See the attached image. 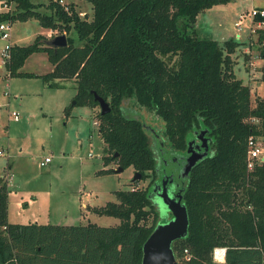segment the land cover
Segmentation results:
<instances>
[{"label":"trees","instance_id":"trees-1","mask_svg":"<svg viewBox=\"0 0 264 264\" xmlns=\"http://www.w3.org/2000/svg\"><path fill=\"white\" fill-rule=\"evenodd\" d=\"M2 1L13 8L0 12V21L37 19L67 33L66 46L48 44L42 33L30 43L11 44L6 66L11 75L40 76L50 86L74 79L77 104L95 108V93L109 101L112 109L97 114L110 151L106 163L133 166L144 178L156 173L150 113L164 124L175 149L186 148L190 131H209L213 152L192 167L184 189L189 227L173 241L179 262L264 264V161L249 171L246 158L249 136L264 137V97L253 105L250 85L236 75L239 40L222 42L197 32L198 15L229 0H88V17L58 0ZM40 51L48 54L52 70H19ZM136 184L97 208L119 217L116 225L21 223L7 220L9 188L1 174L0 264H142L160 212L148 186ZM216 246L227 247L224 261L214 260Z\"/></svg>","mask_w":264,"mask_h":264},{"label":"rangeland","instance_id":"rangeland-1","mask_svg":"<svg viewBox=\"0 0 264 264\" xmlns=\"http://www.w3.org/2000/svg\"><path fill=\"white\" fill-rule=\"evenodd\" d=\"M69 3L75 4L82 15L91 16L93 13L92 3L88 0H65L64 4ZM258 5H264V0H229L201 12L197 20L200 36L213 37L222 42L234 37L241 42L233 53L235 71L250 85L253 105L257 103L256 97H264V41L260 42V38L264 37V22L259 25L256 18L246 16L242 28H239L236 21ZM12 8V3L4 6L0 1V12ZM253 28L256 30L253 31ZM39 31L46 32L47 38L59 34V30L47 28L39 20L15 22L8 29L9 38L0 37V51L6 42L21 36V43L32 42ZM70 34L77 36L74 29ZM47 56L45 52L31 54L19 70L46 73L51 70ZM6 72L7 67L2 63L0 53V150L7 154H0V174L11 175V186L5 176L10 187L8 221L118 224L119 217L101 214L97 208L108 201L117 200V190L133 188L136 182V186H148L151 192L153 178L158 173L134 180L135 172L139 170L133 166L118 172L116 160L106 163L110 151L95 123L99 121L97 114L101 110L100 105L93 108L77 104L74 79H57L59 85L50 86L40 76L7 77ZM4 91H9V97L4 95ZM10 110L18 112L17 120L8 113ZM148 117V124L159 130L158 138L148 131L159 160L161 152L157 149L162 140L166 141L164 124L155 113L148 114ZM202 129L206 128L190 131L187 141ZM258 138L264 143L263 136ZM165 149L167 156H173V152L182 154L173 150L167 141ZM46 156H51V160L42 165L41 161ZM9 159L13 161V166L7 170ZM109 168L114 171H102ZM159 177L157 175L156 180ZM157 208L160 212L158 224L168 221L171 212L161 206ZM214 260L224 261L225 258Z\"/></svg>","mask_w":264,"mask_h":264},{"label":"water","instance_id":"water-1","mask_svg":"<svg viewBox=\"0 0 264 264\" xmlns=\"http://www.w3.org/2000/svg\"><path fill=\"white\" fill-rule=\"evenodd\" d=\"M88 17V15H86ZM47 43L55 47L66 46L68 45V38L66 33H61L49 38ZM96 99L99 101L100 109L102 113L109 112L112 107L103 96L95 93ZM76 101V100H75ZM148 128L152 131V134L155 138L158 136L156 128ZM206 129L201 130V136L206 133ZM202 145L205 147V151L202 153H197L193 149V143L190 141L188 152H191L190 156L187 158V164L184 168V175H189L192 167L201 159L208 155L207 139L203 137ZM189 141V140H188ZM116 170L123 171V166H118ZM143 176L141 171H136L134 175V180L141 179ZM154 187L152 188V191ZM152 191L150 196L152 197ZM162 201L160 203L161 207L167 209L171 212V217L168 221L157 224L153 232L149 235L147 240L144 243V254L142 264H181L176 257L173 241L176 238L186 236L188 234L189 227V215L187 206L184 203L183 195H178L175 198L171 195L166 188L163 189V192L160 193ZM153 198V197H152ZM160 207V206H159Z\"/></svg>","mask_w":264,"mask_h":264},{"label":"flooded vegetation","instance_id":"flooded-vegetation-1","mask_svg":"<svg viewBox=\"0 0 264 264\" xmlns=\"http://www.w3.org/2000/svg\"><path fill=\"white\" fill-rule=\"evenodd\" d=\"M207 130V129H206ZM201 131H199L195 137H192L190 141L193 143V149L196 150V154L202 153L205 151V147L202 145V139L203 137L207 139V147H208V154L213 152V148L211 145V136L209 135V131L207 130L206 133L201 136ZM208 134V135H207ZM159 135V132H158ZM163 137V135L161 136ZM160 137V138H161ZM158 138V137H157ZM168 143V142H167ZM187 143V146L185 149H175L173 150L181 152L182 154L178 155V153L167 156V149L166 148V141L162 140L158 152H161L159 157L160 165L157 167L156 174L160 177L157 179L154 177L153 187L154 190L152 191V197L154 202L157 204V206H161L162 203V197L160 196V193L163 192V189L166 188L167 191L173 195L175 198L180 196V194L183 195L184 199V189L188 183V174L184 175V168L187 164V158L190 156L191 152H188L189 144ZM169 144V143H168Z\"/></svg>","mask_w":264,"mask_h":264},{"label":"built area","instance_id":"built-area-1","mask_svg":"<svg viewBox=\"0 0 264 264\" xmlns=\"http://www.w3.org/2000/svg\"><path fill=\"white\" fill-rule=\"evenodd\" d=\"M61 3H65V0H58ZM4 6H8L10 5V3L4 1L3 2ZM261 15L264 16V8H260V7H252L247 13H245V15H241V17L239 18V20L236 21V25L239 28H242V24H243V20L245 19L246 16H250L252 19L256 18L257 15ZM259 25H261L262 22H264L263 20H258ZM10 21H0V37L2 39H8L9 38V32L8 29L10 27ZM256 29L253 28V31H255ZM10 47H11V43L10 42H6L3 47L1 48V56H2V63L3 64H7V62L10 60ZM7 67V66H6ZM7 71L5 74L7 77H9L11 75L10 70L7 68ZM4 95L5 96H9V91H4ZM1 102H0V107H1ZM8 105V104H7ZM10 115L13 119L17 120L18 119V112L16 110H10ZM249 121L252 122H258L259 119L257 117H249L248 118ZM95 123H97V125L99 126V121L96 120ZM0 154L1 155H7L4 151L0 150ZM247 169L253 170L255 168V166L257 164H259L260 162L264 161V143L262 141H260V139L258 137H256L255 135H250L248 138V149H247ZM51 160V156H46L44 160L41 161V164L44 165L47 162H49ZM5 175V173H4ZM8 178L9 184H11V175L10 173L5 175ZM6 179V178H5ZM6 183L8 184V182L6 181ZM226 251H227V247L226 246H216L214 248V258L217 260H223L226 256ZM220 255L223 256V258H220ZM187 258H190V255H187Z\"/></svg>","mask_w":264,"mask_h":264},{"label":"crops","instance_id":"crops-1","mask_svg":"<svg viewBox=\"0 0 264 264\" xmlns=\"http://www.w3.org/2000/svg\"><path fill=\"white\" fill-rule=\"evenodd\" d=\"M1 1V0H0ZM218 5V4H217ZM216 5H214V6H212V7H210V8H213V7H215ZM258 7H264V5H262V6H259L258 5ZM210 8H208V9H210ZM35 20H37V19H35ZM28 21H30V19H28V20H23V21H21V20H16V21H13V22H10L11 23V25L13 24V23H15V22H28ZM38 21V20H37ZM40 33H42V34H47L46 32H42V31H39L37 34H36V36L38 35V34H40ZM49 33V32H48ZM23 34V33H22ZM36 36H34L33 38H35ZM13 37V36H12ZM21 38H23L22 36L21 37H18V39L16 38V39H11V41H10V43L11 44H13V43H18V44H27V43H21L20 41H19V39L21 40ZM40 52H42V51H40ZM34 53H37V52H34ZM34 53H32V54H34ZM46 53V52H45ZM48 57V56H47ZM26 61H27V59H26ZM26 61H24V63H26ZM50 61V60H49ZM23 63V64H24ZM52 68H53V64L51 63V70H52ZM24 71V70H23ZM50 71V70H49ZM48 72V71H47ZM12 75H10V77H11ZM9 97V96H8ZM7 108H9V104L6 106ZM9 114H10V112H8ZM15 120V119H14ZM12 166H13V161H11L10 159L9 160H7V170H10L11 168H12ZM1 174H4V172L3 173H1ZM0 174V175H1ZM10 186H11V184H10ZM9 189H10V187H9ZM7 220H8V218H7ZM9 222H11V221H9ZM29 222H31V221H29ZM21 223H27V222H21Z\"/></svg>","mask_w":264,"mask_h":264}]
</instances>
